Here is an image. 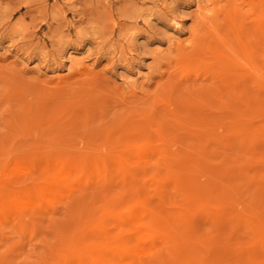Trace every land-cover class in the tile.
Returning a JSON list of instances; mask_svg holds the SVG:
<instances>
[{
    "label": "rangeland",
    "instance_id": "obj_1",
    "mask_svg": "<svg viewBox=\"0 0 264 264\" xmlns=\"http://www.w3.org/2000/svg\"><path fill=\"white\" fill-rule=\"evenodd\" d=\"M262 175L264 0H0V264H264Z\"/></svg>",
    "mask_w": 264,
    "mask_h": 264
},
{
    "label": "bare ground",
    "instance_id": "obj_2",
    "mask_svg": "<svg viewBox=\"0 0 264 264\" xmlns=\"http://www.w3.org/2000/svg\"><path fill=\"white\" fill-rule=\"evenodd\" d=\"M239 137H240V136H239ZM249 143H250V142H249ZM254 155H255V154H254ZM255 156H256V155H255ZM252 158H253V157H252ZM262 176H264V175H262ZM262 176H261V177H262ZM131 219H132V218H131ZM132 221H133V219H132ZM144 226H145V225H144ZM135 229H136V228H135ZM145 230H146V229H145Z\"/></svg>",
    "mask_w": 264,
    "mask_h": 264
}]
</instances>
